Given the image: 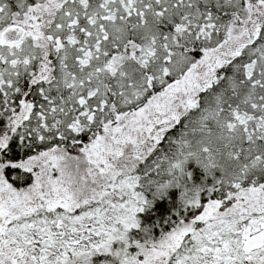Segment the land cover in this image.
Wrapping results in <instances>:
<instances>
[{
  "label": "snow or ice",
  "instance_id": "6c2138e0",
  "mask_svg": "<svg viewBox=\"0 0 264 264\" xmlns=\"http://www.w3.org/2000/svg\"><path fill=\"white\" fill-rule=\"evenodd\" d=\"M0 264H264V0H0Z\"/></svg>",
  "mask_w": 264,
  "mask_h": 264
}]
</instances>
